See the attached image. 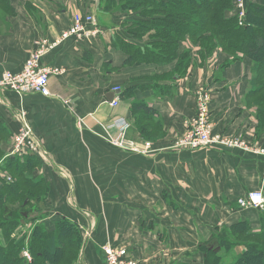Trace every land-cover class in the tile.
Listing matches in <instances>:
<instances>
[{
    "label": "crops",
    "instance_id": "1",
    "mask_svg": "<svg viewBox=\"0 0 264 264\" xmlns=\"http://www.w3.org/2000/svg\"><path fill=\"white\" fill-rule=\"evenodd\" d=\"M11 3V14L0 8V72L20 71L35 41L58 36L75 16L91 13L102 27L92 41L69 39L45 57V63L65 69L50 79L55 96L0 88V155L6 152L0 170L25 119L50 153L48 160L39 158L37 171L50 185L44 221L49 228L59 216L80 223L85 244L79 264H106V244L133 250L130 255L140 264H204L199 246L211 242L217 230L248 219L258 220L261 228L264 210L248 215L237 200L250 191L264 192L263 155L172 148L196 114L200 86L212 93L215 132L243 136L264 148L255 111L246 104L253 66L249 58L224 65L228 55L217 50L202 65L196 58L198 47L188 38L179 53L191 50L192 62L181 75L174 73L177 61L125 65L126 53L110 39L114 34L131 38L126 29L140 18L136 12L107 13L99 0ZM115 88L121 89L116 95ZM135 100L153 107L161 122L160 136L151 140L147 154L112 144L120 133L109 125L119 118L130 124L125 140L139 147L148 141L135 123Z\"/></svg>",
    "mask_w": 264,
    "mask_h": 264
},
{
    "label": "trees",
    "instance_id": "2",
    "mask_svg": "<svg viewBox=\"0 0 264 264\" xmlns=\"http://www.w3.org/2000/svg\"><path fill=\"white\" fill-rule=\"evenodd\" d=\"M99 4L107 13L132 10L140 17L127 26L130 39L118 34L110 39L126 53L125 65L177 61L174 73L181 75L192 62L191 50L179 53L180 43L188 38L198 47L200 63L210 61L217 50L228 55L227 64L249 58L253 66L246 104L257 106V134L264 136V1L247 0L243 25L235 13V0H99ZM0 8L13 13L11 0H0ZM132 112L145 140L160 136L161 122L154 118L153 107L135 100ZM41 166L39 157L31 153L11 154L1 166L0 264H79L85 244L79 224L64 216H59L52 228L44 221L50 185L37 174ZM1 171L12 180L1 176ZM262 220L259 231H251L249 220H239L225 226L222 236L214 234L218 248L206 247L210 242L202 247L204 264H220L222 247L233 245L234 234L252 239L241 242L245 250L230 264H264Z\"/></svg>",
    "mask_w": 264,
    "mask_h": 264
},
{
    "label": "built area",
    "instance_id": "3",
    "mask_svg": "<svg viewBox=\"0 0 264 264\" xmlns=\"http://www.w3.org/2000/svg\"><path fill=\"white\" fill-rule=\"evenodd\" d=\"M246 2L247 0H235V13L240 25L244 24L246 17ZM101 33L102 27L93 14L86 13L83 16H75L72 23L62 30L58 36L52 39L39 37L20 71L5 69L0 72V88L24 94H40L44 97L55 96L50 88V79L52 76L63 74L65 69L45 63V57L69 39H75L78 42L92 41ZM120 90V88H115L117 92H120ZM211 101V91L206 86H200L196 92V114L187 122L186 132L174 141L172 148L175 151H197L205 148L241 150L264 156V148L252 145L243 136L215 132V120L210 107ZM112 102L114 106H117L119 97H116ZM128 127L129 123L124 118L116 119L109 125V128L117 129L120 133L112 141V144L124 150L141 154L150 152L152 148L151 141H146L143 147H139L131 141L125 140L123 133ZM26 153L34 154L42 160H48L50 157L43 137L36 134L31 125L23 119L21 128L13 135L10 155ZM4 176L8 181L12 180L10 175L4 174ZM237 204L242 209L254 208L263 211L264 192L262 190L250 191L240 197ZM102 250L106 264H140L137 258L130 255L126 247L106 244L102 247Z\"/></svg>",
    "mask_w": 264,
    "mask_h": 264
},
{
    "label": "rangeland",
    "instance_id": "4",
    "mask_svg": "<svg viewBox=\"0 0 264 264\" xmlns=\"http://www.w3.org/2000/svg\"><path fill=\"white\" fill-rule=\"evenodd\" d=\"M259 1H264V0H259ZM261 43H263V41H260ZM259 44V43H258ZM199 60V59H198ZM228 60H225V62H223V64L224 65H227V62ZM209 62V60H207V61H205V62H202V65H206L207 63ZM65 72V71H64ZM64 74V73H63ZM251 78H252V72H251ZM263 95L262 96H259L258 98H259V101L260 100H262L263 98ZM245 98H246V96H245ZM253 109H254V111H256L257 110V106H253ZM255 115V114H254ZM82 120V119H81ZM114 121V120H113ZM112 121V122H113ZM111 122V123H112ZM130 125V124H129ZM140 133V132H139ZM178 137H176L174 140H173V142H172V145H173V143H174V141L177 139ZM6 153V152H5ZM4 153V154H5ZM3 154V152H2V154L0 155V158L4 155ZM6 158H7V155H6ZM237 207V206H236ZM237 210H240V208H238L237 207ZM245 210H247V211H249L250 213H247L248 215H250L251 214V216H254V215H257L258 216V213H259V210H257V209H254V208H248V209H245ZM249 221H250V223L252 224V226H251V231L253 230V231H259V229H258V220H256V221H252V220H250V219H248ZM76 222V221H75ZM76 223H78V222H76ZM79 224V226H80V230H81V225H80V223H78ZM48 227V226H47ZM243 229H246V227L245 228H243ZM87 231H86V234H88V233H90L91 231L89 230V229H86ZM222 231H223V228L222 229H219V230H217V232L215 233V235L217 234V236L219 237V236H222ZM81 232H82V230H81ZM82 236H83V234H82ZM217 238V237H216ZM212 239V241L209 243V244H207L206 245V247L207 246H213V247H215V248H218L217 247V244H218V239ZM231 239V238H230ZM252 238L251 237H248V236H239V235H233V238L231 239V241L233 242V245H234V243H236L234 246L232 245L231 247H222V250H221V252H222V254H223V256H224V258L222 259V262L220 263V264H230L234 259H235V257L238 255V254H241L244 250H245V247H244V244L243 243H241L242 241H245V240H251ZM83 240H84V237H83ZM87 241V240H86ZM84 242H85V240H84ZM204 246V245H203ZM202 246V247H203ZM103 247V246H102ZM202 247H201V245L199 246V249H201L202 250ZM83 248H84V246H83ZM203 251V250H202ZM130 252H132L133 253V250H131ZM203 254H204V251H203ZM25 256H27L28 258H30V255H29V253L27 252V251H25ZM82 258H83V249H82V252H81V254H80V257H79V262H82Z\"/></svg>",
    "mask_w": 264,
    "mask_h": 264
},
{
    "label": "water",
    "instance_id": "5",
    "mask_svg": "<svg viewBox=\"0 0 264 264\" xmlns=\"http://www.w3.org/2000/svg\"><path fill=\"white\" fill-rule=\"evenodd\" d=\"M114 95H116V92H114Z\"/></svg>",
    "mask_w": 264,
    "mask_h": 264
}]
</instances>
